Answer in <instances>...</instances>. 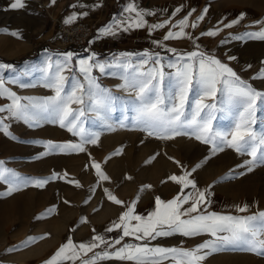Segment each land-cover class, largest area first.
Masks as SVG:
<instances>
[{"label": "snow or ice", "instance_id": "snow-or-ice-1", "mask_svg": "<svg viewBox=\"0 0 264 264\" xmlns=\"http://www.w3.org/2000/svg\"><path fill=\"white\" fill-rule=\"evenodd\" d=\"M55 3V0H51ZM24 0H13L10 8L23 9ZM75 7V6H74ZM181 7L174 10L181 11ZM129 13L124 20L114 18L111 23L99 30L100 35L115 36L118 32H128L132 29L147 28L151 33L157 29H164L171 22L164 20L149 24L147 16L155 15L152 11L139 9L135 3H129L125 8ZM191 10L187 16L180 19L163 36L162 41L153 43L166 52L174 54V58L166 59L160 52L144 51L143 53H120L113 55L110 60L103 62L92 53L87 59L77 61L78 69L73 65L72 52L58 53L53 60L48 57L44 66H27L17 72L15 77L5 80L0 74V98L9 101L0 105V134L11 140L17 137L10 131L11 122H22L29 128L39 127L43 123L58 124L60 128L78 137V141L36 142L42 145L45 151L36 159L51 154L87 153V145H98L100 133L86 130L84 127L88 114H94L102 126L110 130L108 123L117 101L122 102L125 111L129 108L134 112L133 122L149 138L162 141L173 140L184 136L209 145V156L196 164L191 170L185 168L180 161L173 160L181 168V174H172L161 183L172 182L179 187V192L171 199L164 200L160 196L154 197L155 208L146 216L136 213V205L140 194L151 190L152 185H142L137 197L128 203L108 188L104 194L112 204L124 209L118 218L105 228L106 233L119 231L120 235L106 239L105 236L95 234L88 243H75L70 237L44 264H102L104 261H120L123 264H202L209 256L220 253L228 248H239L250 254L264 257V211L246 215L221 214L208 211L210 188L198 187L193 173L203 166L213 156L226 149L234 150L238 155L250 157L237 168L245 171L230 170L229 176H243L253 172L257 167L264 166V127L257 131V113L264 107V90L257 89L253 84L244 80L229 64L222 62L215 55L200 49L198 37H194L186 29H196L208 12L205 7L196 21L190 22ZM87 16V12L82 13ZM245 14L231 22L220 21L222 27L202 32L201 36L215 37L225 28H233L244 20ZM77 19L74 14L65 20L71 23ZM256 31H246L242 35L232 36V39H255L264 42V19L254 21L252 25ZM177 29V30H173ZM7 31V30H5ZM11 35L19 38V33ZM187 39L192 44L193 51L180 52L176 48L167 47L164 42L170 40ZM224 43V41H222ZM229 60H236L229 56ZM259 71L251 80L264 81V60ZM252 65H247L250 69ZM98 69L102 75L119 78L122 83L116 88L126 96H116L113 90L104 87L99 78L93 74ZM4 70L16 72L13 65L0 63V73ZM78 71L79 76L76 74ZM34 72L42 73L39 81L33 84L21 82V77ZM65 72L69 75H65ZM82 77V78H81ZM16 84L20 88L36 87L37 84L50 90L53 94L43 97H22L6 84ZM75 105L76 107H73ZM218 119L230 121L225 129L214 126ZM121 126L123 123L121 122ZM143 143V141H141ZM123 148L117 149L103 163H107L112 156L121 155ZM90 155V153H88ZM154 154L146 163L156 158ZM86 169H94L100 181H110L109 175L102 168L101 162L92 160ZM52 172L45 178H32L22 176L20 173L5 166L0 160V184L6 190L0 196H10L28 186L44 188L51 181L67 178ZM125 179L132 180L131 176ZM75 187H82L79 181H68ZM91 192L95 188L90 189ZM65 203H68L65 201ZM88 203V200H85ZM55 211L49 208L36 219L46 218ZM236 212L245 214L249 212V205H237ZM82 217L80 224L87 223ZM48 234L40 237H28L23 244L29 245L38 239L46 238ZM195 238L208 236L209 239L195 245L193 248L163 247L152 245L158 238L173 236ZM130 238L134 242H124ZM103 246V247H101ZM119 246V247H117ZM96 249H100L96 251ZM111 249V250H109ZM16 250L14 247L8 252ZM91 254V255H89Z\"/></svg>", "mask_w": 264, "mask_h": 264}, {"label": "rangeland", "instance_id": "rangeland-1", "mask_svg": "<svg viewBox=\"0 0 264 264\" xmlns=\"http://www.w3.org/2000/svg\"><path fill=\"white\" fill-rule=\"evenodd\" d=\"M76 0H24L25 7L19 10L10 8L13 0H0V63L13 65L16 72L4 70L5 80L15 77L17 72L27 66H44L48 57L53 60L62 58L56 54L72 52L73 65L78 69L77 61L86 57L90 52L89 43L96 35L100 19H84L97 23V30L83 47L65 46L59 35V24L65 22L62 14L68 11L70 3ZM115 1L121 4L123 0H99ZM181 7L179 17H185L191 10L189 21H196L205 7L208 12L203 21H200L196 29H190L194 37H198L197 43L200 49L209 52L222 62L229 64L244 80L253 84L257 89L264 90V81L251 80L261 68L264 60V42L255 39H232V36L242 35L246 31H256L252 25L254 21L264 19V0H173ZM85 6L88 7L87 3ZM245 14L241 24L233 28H225L215 37L201 36L202 32L222 27L220 21L225 23ZM7 30V31H5ZM19 33V38L11 35ZM224 41V43H222ZM170 48H176L180 52L196 50L187 39L172 40L166 44ZM166 59L174 58V54L165 50H157ZM36 53L33 57L30 55ZM132 53H143L135 50ZM113 55H118L114 53ZM111 55V56H113ZM24 56H30L20 62ZM229 56H235L236 60H229ZM88 58V57H86ZM96 58L103 62L110 59V55H100ZM252 65L250 69L247 65ZM76 74L79 76L78 71ZM93 74L99 78V82L113 90L116 96H126V93L118 90L117 85L122 81L117 77L102 75L98 69ZM65 75L69 73L65 72ZM42 73L34 72L31 75L21 77V82L33 84L40 80ZM82 78V77H81ZM11 88L22 97H43L53 93L37 84L36 87L20 88L16 84L8 83ZM9 103L0 98V105ZM73 107H76L73 105ZM115 111L110 114V123L115 130L102 126L94 114L89 113L85 120L86 130L99 132L98 145H87V153L51 154L41 159H36L45 151L41 144L36 142L53 141H78L71 133L59 127L58 124L43 123L39 127L29 128L22 122H11L10 131L17 137L11 140L0 134V160L5 161L7 168L13 169L25 177L45 178L52 172L63 175L66 179L51 181L44 188L28 186L13 193L10 196H0L1 201H10L17 195L23 196L20 207L9 212L4 218H0V258L11 257L16 260L42 262L51 257L67 238L75 243L86 240L95 234L105 237H116L119 231L106 233L105 228L118 218L124 210L120 206L107 200L103 189L108 188L118 198L131 203L142 185H152L151 190L140 194L136 205V213L146 216L155 208L154 197L160 196L164 200L171 199L179 192V187L172 182L161 183L172 174H181V168L173 160L180 161L186 169L191 170L196 164L204 161L209 156V145L202 144L195 139L180 136L173 140L162 141L149 138L146 133L140 131L133 122L134 112L129 108L125 111L122 102L117 101ZM257 131L264 127V107L257 113ZM121 122L123 126H121ZM230 121L218 119L214 126L225 129ZM143 141V143H141ZM123 148L121 155L112 156L103 163L107 157L117 149ZM90 153V155L88 154ZM151 163H146L150 157L157 154ZM247 155H238L234 150L226 149L197 169L193 173L197 185L201 189L210 188L208 199V211L221 214L246 215L258 211H264V166L257 167L253 172L243 176L230 177V170L236 172L245 171L237 168V165L249 159ZM92 160L102 163V168L111 178L110 181H100L95 175L94 169H86ZM131 176L132 180L125 179ZM79 181L82 187H75ZM95 188L94 192L90 189ZM6 190L4 184H0V193ZM88 200V203H85ZM67 201L68 203H65ZM249 205V212L241 214L236 212L237 205ZM55 207V211L43 219L37 216L45 213L49 208ZM82 217L87 218V223L80 224ZM48 234L44 239L24 245L28 237H40ZM209 239L208 236L195 238H183L179 235L168 237L166 240L179 247L193 248L195 245ZM126 240V239H125ZM128 240V239H127ZM132 241V240H131ZM134 242V241H133ZM16 250L8 252L7 249ZM202 264H264V257L245 252L239 248H228L220 253L209 256Z\"/></svg>", "mask_w": 264, "mask_h": 264}, {"label": "crops", "instance_id": "crops-1", "mask_svg": "<svg viewBox=\"0 0 264 264\" xmlns=\"http://www.w3.org/2000/svg\"><path fill=\"white\" fill-rule=\"evenodd\" d=\"M61 1V0H60ZM74 1V0H71ZM87 3L88 7L85 6ZM129 3H135L139 9L152 11L155 15L147 16L146 20L149 24L159 23L164 20H169L171 23L167 25L164 29H157L151 33L147 28L132 29L128 32H118L115 36H103L100 35L99 30L113 21L114 18L124 20L128 17L129 13L125 11V8ZM75 6V7H74ZM179 7L178 3L173 0H123L121 4H117L115 1H99V0H76L74 3H70L68 11H64L62 16L68 19L74 14L77 19H100L98 31L96 35L91 39L89 43L90 52L86 53V57H89L92 53L96 56L100 55H110V59L113 57V52L118 55L120 53H132L135 50H142L156 52L157 50H164L163 48L157 47L153 41H162L163 36L167 33L171 24H175L182 17H179V13L174 14V10ZM87 12V16H83L82 13ZM174 31L177 29H173ZM190 31V29H186ZM172 43V40L164 42ZM167 46V45H166ZM168 47V46H167ZM83 57V59H87ZM108 59V60H110ZM97 234V233H96ZM117 235L116 237H118ZM92 237V236H91ZM91 237L86 240H80L78 243H88L91 241ZM115 237H106V239H111ZM124 242H133L130 238H125ZM128 239V240H127ZM152 245H160L163 247H179L181 244H174L171 241H167L166 238H158L151 242ZM103 247V246H101ZM119 247V246H117ZM100 249H96L99 251ZM111 250V249H109ZM91 255V254H89ZM50 258V257H49ZM47 258V259H49ZM47 259H44L46 261ZM42 262L33 261H22L16 260L11 257H1L0 264H44ZM65 264H70V262H65ZM79 264V261H77ZM102 264H123L120 261H104ZM165 264H169L165 261Z\"/></svg>", "mask_w": 264, "mask_h": 264}, {"label": "built area", "instance_id": "built-area-1", "mask_svg": "<svg viewBox=\"0 0 264 264\" xmlns=\"http://www.w3.org/2000/svg\"><path fill=\"white\" fill-rule=\"evenodd\" d=\"M97 23L78 19L71 23L59 24L60 40L65 46L83 47L97 30Z\"/></svg>", "mask_w": 264, "mask_h": 264}, {"label": "bare ground", "instance_id": "bare-ground-1", "mask_svg": "<svg viewBox=\"0 0 264 264\" xmlns=\"http://www.w3.org/2000/svg\"><path fill=\"white\" fill-rule=\"evenodd\" d=\"M23 196L21 194L17 195L16 198L10 201L0 202V218H4L9 212L17 210L22 202Z\"/></svg>", "mask_w": 264, "mask_h": 264}, {"label": "trees", "instance_id": "trees-1", "mask_svg": "<svg viewBox=\"0 0 264 264\" xmlns=\"http://www.w3.org/2000/svg\"><path fill=\"white\" fill-rule=\"evenodd\" d=\"M34 55H36V53H33V54H31L30 56L31 57H33ZM30 56H24V57H22V58H20L19 60H9L10 62H20V61H22V60H24V59H26L27 57H30Z\"/></svg>", "mask_w": 264, "mask_h": 264}]
</instances>
